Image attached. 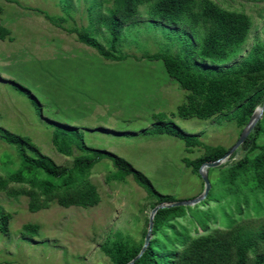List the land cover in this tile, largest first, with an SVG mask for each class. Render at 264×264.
Listing matches in <instances>:
<instances>
[{
  "label": "rangeland",
  "instance_id": "374dc122",
  "mask_svg": "<svg viewBox=\"0 0 264 264\" xmlns=\"http://www.w3.org/2000/svg\"><path fill=\"white\" fill-rule=\"evenodd\" d=\"M214 1L243 11L252 20L241 55L219 63L231 66L255 41H264V2ZM67 3L0 0L1 22L13 38L0 40V126L29 137L41 153L60 166H69L72 157L55 152L52 132L57 124L75 127L90 150L109 152L126 160L146 176L157 192L172 196L175 202L197 197L203 185L182 159H195L202 150L194 148L187 153L178 139L143 132L155 124L154 116H161L206 145L230 149L238 140L240 129L231 119L232 112L210 120L177 117V108L185 102L187 92L168 77L160 61L135 59L164 51L184 57L190 50L191 36L155 22L144 4L139 6L134 20L123 28L117 46L119 53L135 58L106 61L36 11L64 17L66 22L61 23L64 27H87L89 0H69V14H64L62 7ZM90 29L96 40L106 46L107 32L93 26ZM13 82L29 89L41 104V110L34 108L28 97L14 88ZM6 152L13 154V150L0 143V163L12 161ZM77 154L74 150V155ZM242 155L243 152H238L231 161ZM112 171L115 169L107 159L93 167L91 180L97 186L100 202L92 208H62L53 203L45 210L30 213L26 198L9 200L0 195V205L11 214L9 234L0 233V264H110L99 251L107 237L119 233L138 241L152 208L145 199L146 193L130 175L121 183L106 182ZM220 173L215 170L209 175L214 196L222 192ZM259 201L264 206L262 195ZM252 205L249 214L253 217L248 221L255 223L253 200ZM249 214L245 213V220ZM220 222L223 224L222 219ZM24 224H37L39 235H23Z\"/></svg>",
  "mask_w": 264,
  "mask_h": 264
},
{
  "label": "trees",
  "instance_id": "16d2710c",
  "mask_svg": "<svg viewBox=\"0 0 264 264\" xmlns=\"http://www.w3.org/2000/svg\"><path fill=\"white\" fill-rule=\"evenodd\" d=\"M65 1L68 3L62 10L69 14V0ZM89 3L87 27H64L61 25L66 22L64 17L36 11L52 25L74 35L78 43L92 49L102 59L121 62L135 58L117 51L122 30L134 20L139 6L147 4L151 19L170 25L172 30H183L192 38L190 50L184 57L164 51L135 58L160 61L168 77L187 92L185 102L177 108V117L210 120L224 112H232L231 119L241 132L253 111L262 105L264 41H255L235 64H219L239 57L248 40L252 20L243 11L224 7L214 0H89ZM1 14L0 7V40L12 41L10 30L1 22ZM92 26L107 32L106 46L96 40L90 31ZM13 86L28 97L34 108L41 110V104L29 89L16 82ZM154 119L155 124L144 134L178 139L183 142L187 153L194 148L202 150L195 159H182V163L199 179L201 164L216 161L229 150L220 145H206L161 116H154ZM0 143L13 150V154L5 153L12 161L0 163V195L9 200L26 198L30 213L45 210L53 203L62 208L97 206L100 194L91 180V171L104 159L109 160L115 169L106 176V182L121 183L130 175L146 193L145 199L151 208L175 202L172 196L157 192L146 176L126 160L109 152L90 150L75 127L57 124L51 135L55 152L72 157L69 166L57 165L41 153L29 137L1 126ZM74 150L79 154L74 155ZM240 151L243 155L231 161ZM215 170L221 171L222 192L217 196L212 194L209 180ZM206 172L210 189L205 198L193 206L159 209L153 217L148 244L133 264H264V206L259 201L260 195L264 198V112L233 155L219 167L209 168ZM252 200L255 223L248 221L253 217L249 214L253 208ZM221 210L223 214L220 216ZM245 213L249 214L246 220ZM10 220L11 214L0 205L2 235L9 234ZM212 225L219 227L212 228ZM146 229L147 219L138 241L118 233L107 237L99 251L110 264H126L141 250ZM21 233L38 236L39 226L24 224Z\"/></svg>",
  "mask_w": 264,
  "mask_h": 264
},
{
  "label": "water",
  "instance_id": "95a60500",
  "mask_svg": "<svg viewBox=\"0 0 264 264\" xmlns=\"http://www.w3.org/2000/svg\"><path fill=\"white\" fill-rule=\"evenodd\" d=\"M263 112H264V100H263L262 105L260 107H257L253 111V113L250 116L247 124L242 129V131L238 137V140L235 142V144L220 159L213 161V162H204L203 164L200 165V167L198 169V175H199V177L203 183V189L197 197L190 199V200H186V201L161 203L159 205L154 206L151 209V211L148 215V219H147V229H146V234L144 236V242H143V245L141 247V250L135 256V258H133L131 261H129L126 264H133L134 261L136 259H138L140 257V255L143 253L145 247L148 244L149 238H150V234H151V230H152L153 217L159 209L171 208V207H175V206H193V205L201 202L205 198V196L207 195V193L210 189V183H209V180L207 177L206 170L209 168L219 167L221 164L225 163L230 158V156L233 155V153L243 144V142L245 141V139L247 138L249 133L252 131V129L254 128L256 123L262 118Z\"/></svg>",
  "mask_w": 264,
  "mask_h": 264
}]
</instances>
